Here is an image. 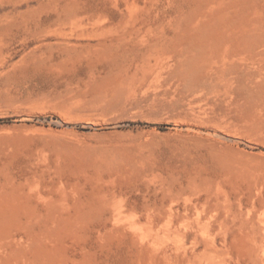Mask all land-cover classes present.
<instances>
[{"label": "rangeland", "instance_id": "obj_1", "mask_svg": "<svg viewBox=\"0 0 264 264\" xmlns=\"http://www.w3.org/2000/svg\"><path fill=\"white\" fill-rule=\"evenodd\" d=\"M0 264H264V0H0Z\"/></svg>", "mask_w": 264, "mask_h": 264}, {"label": "bare ground", "instance_id": "obj_2", "mask_svg": "<svg viewBox=\"0 0 264 264\" xmlns=\"http://www.w3.org/2000/svg\"><path fill=\"white\" fill-rule=\"evenodd\" d=\"M100 31H102L103 33H107L108 32L107 28H105V27L100 28ZM207 37H208V35L206 33H203V34L200 33L199 35H195V37H194L195 40L191 42L189 48L192 51H196V52H198L200 54L206 53L204 51V49L199 47V43L205 41L207 39ZM195 42H196V44H195ZM192 64H193L192 65V67H193L195 64L194 63H192ZM197 69L199 70V68H197Z\"/></svg>", "mask_w": 264, "mask_h": 264}]
</instances>
